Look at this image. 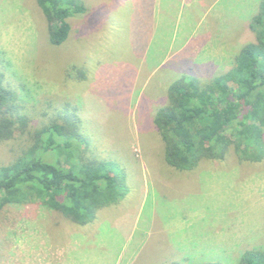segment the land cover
Listing matches in <instances>:
<instances>
[{
  "label": "rangeland",
  "instance_id": "1",
  "mask_svg": "<svg viewBox=\"0 0 264 264\" xmlns=\"http://www.w3.org/2000/svg\"><path fill=\"white\" fill-rule=\"evenodd\" d=\"M81 1L88 11L68 18L69 35L54 46L36 0H0V70L31 126L64 102L75 106L92 155L118 163L127 192L84 226L39 200L4 205L0 264H235L245 250L263 248L264 158L240 160L230 145L222 159L178 170L165 162L153 122L181 75L206 81L232 67L255 38L249 26L261 0H207L183 46L185 3L174 9L182 22L172 39L163 23L173 15L162 22L152 2ZM212 24L230 56L218 45L215 62L199 64L190 51ZM28 144L26 133L0 140V165Z\"/></svg>",
  "mask_w": 264,
  "mask_h": 264
},
{
  "label": "trees",
  "instance_id": "2",
  "mask_svg": "<svg viewBox=\"0 0 264 264\" xmlns=\"http://www.w3.org/2000/svg\"><path fill=\"white\" fill-rule=\"evenodd\" d=\"M36 3L54 46L69 35L68 18L88 11L81 0ZM249 27L255 38L241 46L228 70L206 81L183 74L169 85L167 102L153 118L169 166L190 170L202 159H222L230 145L240 160L264 158V0ZM37 122L31 126L23 99L4 84L0 70V140L17 133L29 136L18 155L0 165V209L39 200L58 216L84 226L98 210L124 197L127 187L116 173L118 163L92 155L75 106L64 102ZM235 264H264V247L245 250Z\"/></svg>",
  "mask_w": 264,
  "mask_h": 264
},
{
  "label": "crops",
  "instance_id": "3",
  "mask_svg": "<svg viewBox=\"0 0 264 264\" xmlns=\"http://www.w3.org/2000/svg\"><path fill=\"white\" fill-rule=\"evenodd\" d=\"M181 2V4L185 3L186 4V17L182 22V28H181V40L183 38V45H186L189 41V39L195 35V31L197 29V24H195L194 22V16L198 15L201 13V11L205 8V6L207 5V0H147L148 3L152 2L153 4H156L159 8H161V13L165 14V17H162V22L168 21L167 17L169 14L173 15V18L170 19L171 21L169 23L164 22V26L166 25V31H168L169 33L172 32V39H175L177 37L178 34V29L177 24L179 21V19H177L175 17L174 14V9L176 8V6L178 5V2ZM151 4V3H150ZM173 23L175 25V27L173 28ZM214 26L213 24L211 26H206L204 28V30L201 31V36L203 37V39H201L200 41H198L196 43V45L194 46L193 49H191L190 53L192 56V58L195 59V62L197 61L199 64H213L214 58L217 53L214 52L215 49H217L218 46L221 47L224 42L223 41V33H221V36L218 33H214ZM216 43V45H215ZM227 47V48H226ZM226 47H221L225 52H223L222 54H224V56L227 58L230 56L229 54V46ZM215 53V54H214ZM218 54V53H217ZM208 57H211L209 59H207Z\"/></svg>",
  "mask_w": 264,
  "mask_h": 264
}]
</instances>
